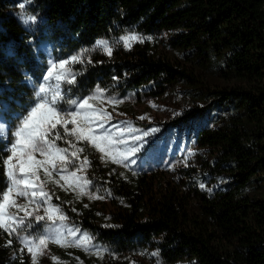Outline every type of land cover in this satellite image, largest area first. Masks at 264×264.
<instances>
[{
    "label": "trees",
    "instance_id": "trees-1",
    "mask_svg": "<svg viewBox=\"0 0 264 264\" xmlns=\"http://www.w3.org/2000/svg\"><path fill=\"white\" fill-rule=\"evenodd\" d=\"M101 40L111 55L99 47L75 63L77 94L176 85L205 120L171 153V171L117 165L83 134L61 132L73 170L91 162L104 210L64 203L69 230L48 254L32 248L35 264H264V0H0V112L12 132L0 139V193L10 136L38 102L50 54ZM83 198L77 189L68 199ZM32 220L29 234L47 231L48 219ZM0 264H34L2 229Z\"/></svg>",
    "mask_w": 264,
    "mask_h": 264
},
{
    "label": "rangeland",
    "instance_id": "rangeland-1",
    "mask_svg": "<svg viewBox=\"0 0 264 264\" xmlns=\"http://www.w3.org/2000/svg\"><path fill=\"white\" fill-rule=\"evenodd\" d=\"M81 52H84L82 61H89L97 53L100 54L101 50L97 46L84 47L66 55H61L56 51L50 54L48 58L49 67L53 63L68 60L70 57L78 55ZM74 65L75 63L66 66L67 72L65 75L68 79H71L72 75L76 74ZM58 70V68L53 70V78L47 81L43 78L40 83V86L43 85L45 88V92L42 94L45 100H51L54 95L59 93L57 100L53 101V103L61 107L65 100H69V104L63 106L64 109L61 111L71 112L73 110L80 111L78 105L85 98L93 97L85 105L87 111L77 118V123L81 129L77 133L97 138L95 143H91L95 146L99 145V148L104 149V151H100L96 148L100 153V157H104L106 152H108V155H112L114 161L117 159L122 160L124 156L129 157V160L122 163L115 162L117 165L124 164L138 168L146 166L171 171L172 168L169 164L171 162V153L177 147L180 149L181 147L191 145L197 128L205 120L203 119L204 116L199 114L198 111L191 110L192 106L190 103L178 96L176 85L168 87L162 93L154 94V92H148L151 87L146 86L145 88H140L139 91H128L124 94H119L118 92H111L113 87L111 84L102 85L101 83H97L91 90L77 94L69 83H65L63 79L60 81L55 79V73ZM60 97L63 98L60 99ZM89 105H91L90 108ZM142 116L146 118L139 119ZM65 119H70V117H65ZM20 121L17 122L16 131ZM100 125H103V127ZM7 127L8 122L5 121L4 116L0 112V139L6 140L9 135H12L11 131L8 132ZM75 127V125L68 124L69 129ZM57 128L61 129V126L57 125ZM152 128H157L159 131L153 134L150 132ZM145 131L149 132V136L146 137V148L148 150L138 153L137 156L133 157L128 152V148L133 146L134 137L142 135ZM61 132L64 133L62 129ZM10 137L12 140L14 139L13 136ZM59 149H66V151L60 152ZM72 154L73 152L69 147L60 146L57 144V140L55 141V147L49 148L44 155L34 154V160L32 161L33 170L28 173V176L35 187L27 185H22L21 187L29 193L35 191L37 196L31 199L16 196L15 191L17 190H14L12 199H15L17 204L22 205L24 210L19 211L15 207L6 208V215L11 213L16 217H23L27 221L30 219L26 215L27 213L31 214V218L37 215L46 217L47 210L53 207L51 213L53 219L47 220L46 217L45 220L48 221L47 231L41 230L32 235L27 232V227L16 224L15 226L20 229V239L15 236L13 237L19 245L24 246L25 244L22 242V239L28 238L29 240H34L32 248L43 255L50 253L51 250H55L56 248L54 247L58 246L57 242L62 243L63 241V230H69L68 218H70V214L68 213L69 209L63 207L64 203H68L67 206L75 204L79 209L94 205L100 211L104 210L103 204L105 199L97 198L102 195L96 191L92 181L88 178L85 165L83 164L81 168V163H79L74 166L75 170H73ZM61 157H65L66 159L62 160ZM133 159L136 161L135 164L130 162ZM62 166H66V170L58 171L57 169H60ZM45 168L51 173L50 176L45 174ZM89 180L91 184L86 183ZM77 189L84 193L83 200L74 201L68 199L72 195L73 190ZM41 192L47 194L46 200L40 196ZM63 195L68 198H65ZM37 204H40L39 208H37ZM54 206L59 211H56ZM61 216L65 218L62 219ZM40 238L45 239L46 247L39 244ZM63 264L69 263L64 262Z\"/></svg>",
    "mask_w": 264,
    "mask_h": 264
},
{
    "label": "snow or ice",
    "instance_id": "snow-or-ice-1",
    "mask_svg": "<svg viewBox=\"0 0 264 264\" xmlns=\"http://www.w3.org/2000/svg\"><path fill=\"white\" fill-rule=\"evenodd\" d=\"M27 2H30V0H27ZM21 7L23 8L24 5L21 4ZM34 17H30L29 20H34ZM98 47H104L107 54L111 55V48L107 47L108 42L101 40L97 42ZM84 55V52H81L78 55H74L70 57L68 60H61L58 63H53L48 69L47 75L44 77V79L47 81L50 78H53L54 69H59L55 73V79L57 81L64 80L65 83L74 84L75 81V75H72L71 79H68L65 73L67 72L66 66L69 64L74 63H82V57ZM90 62V61H89ZM102 91V90H101ZM45 92V88L43 85L40 86L38 90V103L32 107L27 115L23 117V119L20 121V124L17 128V131L14 134V139L11 142L10 148H8V155L3 160V164L6 169V177L10 181V186L7 187L5 192L0 193V229H3L9 237L15 236L16 238L20 239L19 231L20 229L17 228L15 225L19 224L23 227H28L31 222V214L27 213L26 215L30 217L27 221L23 217H16L11 213H8L6 215V208H12L15 207L19 211H23L24 207L22 205H19L16 203L15 199H12V195L14 190L16 196L20 197H26V198H35L37 196V193L35 191H32L29 193L27 190L22 188V185L32 186L35 187V185L32 184L28 173L32 172L33 165L32 161L34 160V154L44 155L49 148L55 147V141L63 139V136L61 134V129L64 133L72 134L77 133L81 131L78 123L77 118L81 116L82 113H85L87 110L85 109V105L88 104V100L92 99L93 97H87L85 98L79 105L78 108L80 111L73 110L71 112H62L59 110V106L56 103H53V101L57 100V97L59 96V93L54 95L51 100H45L44 96L42 95ZM63 97H60L62 99ZM120 102V101H118ZM75 103V102H73ZM155 107V105H153ZM91 105H89V108ZM65 117H70V119H65ZM146 117H140L139 119H145ZM68 124L75 125L76 127L73 129L68 128ZM57 125L61 126V129L57 128ZM103 127V125H100ZM159 129L152 128L150 130L151 133L158 132ZM49 135H51L52 139H49ZM149 136V132L145 131L142 135L135 136L133 139V146L128 148V152L131 153L133 157L137 156L138 153L146 152L148 149L146 148L147 140L146 137ZM95 136H86V135H77V140H84L86 143L91 141L95 143L96 141ZM98 150L104 151V149L99 148V145H96ZM60 152L66 151V149H59ZM84 151L83 148H79L76 150V152H82ZM73 156H76V153L74 152L72 154ZM103 158V157H102ZM62 160L66 159L65 157H61ZM129 160L128 156H124L122 160L117 159L114 162L116 163H122L123 161ZM132 164H135L136 161L133 159L130 161ZM42 163V162H38ZM75 164V161L72 162ZM91 164L90 161L87 160V157H85L84 162L80 164V167H83V164ZM58 171H65L66 166H62L60 169H57ZM45 174L50 176L51 173L48 172L47 168H45ZM74 174V173H73ZM37 179H39L37 177ZM57 183H59L57 181ZM86 183L91 184V181H86ZM201 187H204V185H201ZM111 195V193H108ZM40 196L43 199H47V194L41 192ZM97 198H104L102 196H99ZM40 207V204H37V208ZM56 211H59V209L54 206ZM48 215L47 219L52 220V211L53 209H48ZM62 219L65 217L61 216ZM45 216L37 215L34 217L35 222L39 223L41 221H45ZM22 242L27 245V250L31 254L33 262L35 264V253L32 249V244L34 243V240H29L28 238H23ZM12 243V240H8V244L10 245ZM39 244L46 247V242L44 238L39 239ZM23 251V249H22ZM158 255V254H157Z\"/></svg>",
    "mask_w": 264,
    "mask_h": 264
}]
</instances>
